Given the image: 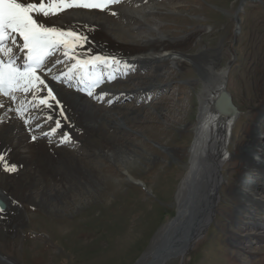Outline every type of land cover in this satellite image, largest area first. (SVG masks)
I'll list each match as a JSON object with an SVG mask.
<instances>
[{"label":"rangeland","instance_id":"rangeland-1","mask_svg":"<svg viewBox=\"0 0 264 264\" xmlns=\"http://www.w3.org/2000/svg\"><path fill=\"white\" fill-rule=\"evenodd\" d=\"M120 8L117 6L115 10L119 12L113 14L117 23L140 28L138 19L129 25ZM146 8L158 12L151 16L157 34L190 38L180 51L191 55L207 52L209 61L213 56L222 57L220 63L208 67L218 74V79L228 75L230 91L244 111L229 149L233 152L248 143L254 126L252 109L264 91V0H150ZM142 16L137 14L140 20L148 18ZM197 31L199 35L193 36ZM138 33L153 37L144 28ZM126 78L129 81L125 79L120 86L113 83L107 87L139 86L161 91L159 97L123 104L121 110L117 109L118 115H126L132 120L130 125L142 134L108 124V134L92 128L85 144H64L67 147L59 149L60 158L64 157L71 167L83 162L92 170L76 179L62 163L56 169L64 176L39 178L33 199L21 205L25 219L12 218L4 224L0 221V252L7 259L15 264H138L151 250L160 230L178 215V192L191 173L189 149L205 83L191 63L152 64ZM145 105H159L162 113L151 108L146 114L145 109L139 113L130 109ZM255 127L260 137L259 151L264 155V119ZM105 146H115L123 160L105 156ZM229 160L223 169L225 182L216 218L184 261L178 257L167 264H264V242L232 240L235 233L252 237L254 232L246 229L242 214L236 222L229 212L236 209L237 200L228 196L227 188L236 183L238 176L236 161ZM253 173L241 188L256 181ZM17 179L10 178L11 187H15ZM19 179L31 180L28 176ZM42 191L48 205L46 201H35Z\"/></svg>","mask_w":264,"mask_h":264},{"label":"bare ground","instance_id":"bare-ground-1","mask_svg":"<svg viewBox=\"0 0 264 264\" xmlns=\"http://www.w3.org/2000/svg\"><path fill=\"white\" fill-rule=\"evenodd\" d=\"M21 2H38V0H21ZM121 2L119 6L124 11V13H121L124 16V20L129 21V24L138 19L140 28L123 25L120 22L117 23L113 13L119 11H116L115 8L114 10H105L82 7L69 8L57 13L56 16L47 20L46 26H56L58 28L63 26L64 30L74 31L87 38V42L84 40L76 41L78 46L74 48V51L69 52V56L79 60H90L97 55L118 56L125 60L127 59V62L138 64L140 71H145L148 66L160 64L161 62L176 66L191 63L205 83L204 95L199 98L196 108L194 135L189 149L192 165L191 173L184 180L178 192V216L160 230L154 239L151 250L143 256L138 264H167L169 260L178 257L184 261L187 250L195 246L216 218L222 199L221 190L225 182L223 169L226 162H228V157L231 161H236L235 167L238 169V176L235 179L236 183L228 184L227 188L228 196L230 195L235 201L237 200L236 209H231L229 212L236 222L240 221V215L242 214L247 224L246 229L251 228L254 232L252 237H249V234L237 236V233H235L232 240L240 243L252 242L256 244L264 242V155L259 151L260 137L255 127L256 124L264 119V91L252 109L253 124L251 126H254L252 130L250 129L248 143L239 145L236 150L231 152L229 146L234 137V130L230 143L226 146L224 142V130L227 124L225 122L232 117L229 114L226 116V112L223 109L228 98L226 92L230 93L233 103L241 110L242 115L244 111L234 100V94L229 88L228 75L218 79V74L208 67L210 64L217 65L220 63L222 57L220 55L213 56V60L209 61L207 52L197 55L186 54L179 49L188 45L189 37L174 39L170 35L157 34L156 23L151 16L154 14L158 15V12L154 9L146 8L150 0H121ZM138 13L141 16L144 14L148 18L145 21L140 20L137 17ZM141 28L146 29L153 37L140 36L138 30H141ZM236 30L237 28H235V32ZM199 33L200 31H197L193 36H198ZM190 37L192 38V36ZM59 54L61 55L62 53L59 52ZM60 57L64 62L53 68L52 75L62 71L64 73L70 65L76 62L75 59L70 60L67 56L61 55ZM159 66L157 67L159 68ZM55 70L59 72H54ZM262 72L264 75V70ZM43 78L47 85L53 88V92L57 99L60 100L64 114L67 116V120H64L63 116L59 115L60 106H56L52 111L53 119L60 118L61 123L64 125L63 131L71 133V140L67 143H61L62 132L60 131L51 138L43 137L42 133L47 132L50 127H55L54 124L49 123L47 126L33 131L32 124L23 122L20 114L15 112V109L24 106L25 114L31 111V102L33 101L31 95L25 98L22 94H19L20 99L16 101L0 97V101L4 105L3 108H0V118H2V121H0V154L4 155L7 164L16 165V171L10 172L5 171L4 162H0V200L6 204L4 209H0V221L2 224L11 221L12 218L22 217L23 220L25 219L22 214L23 211L21 212L22 203L26 202L27 199H33L34 189H37V182L41 176L45 179L50 176L53 178L59 175L64 176V172L56 169L60 164L65 163V170L73 172L72 177L76 179L84 171L83 175L91 172L92 169L87 164H83V162H78L77 166L71 167L64 157L60 158L62 153L59 149L66 148L67 146L65 145L72 146L73 141L79 142L80 145L85 144L91 138V133L89 132H91L90 129L92 128L108 134V132L110 133L109 130H106L108 124H114L119 128L129 129L142 134L141 131L130 125L132 120L127 119L126 115H118L120 112L117 113V109L121 110L123 108L120 100L114 101L113 104H109L108 101H113L115 96L119 94L121 96H129L131 90H133L132 94H140L142 100L149 99L150 97L147 96L143 87L121 89L117 88L118 86L109 88L106 85L98 91V94L107 93V95L101 97L103 99L101 103V98L96 101L86 97V95L77 93L67 88L64 84L51 80L48 74H44ZM125 79L129 81V78ZM125 79L117 82V84L119 86L122 85L123 82H126L124 81ZM151 89L154 91L158 90L155 88ZM49 102L52 101L50 100ZM148 106L151 109H158L159 114L162 113L159 111V105ZM149 108L145 105L141 109L132 107L130 109L139 113ZM145 110V114L151 112L150 109L148 111ZM40 115L46 117L49 113L45 111L40 113ZM121 120H124V122ZM38 122L44 123L43 120ZM33 135L37 137L36 140L31 139ZM112 148L115 149V146ZM114 149L108 146L102 147L105 156L111 155L112 158L121 162L123 159ZM226 153L229 155L227 156ZM53 169L54 172L52 171ZM253 171L256 172L253 173ZM75 172H78V175ZM252 173L254 174L253 178L257 177L256 181H251L244 185L246 186L244 189L241 188L247 182V177L251 176ZM21 176H28L31 180L29 182L25 181L27 182L25 183L19 179ZM11 177L18 178L15 187L10 186L11 182L9 180ZM58 191L59 189H56V192ZM44 194L45 191H42L40 197H34L35 201L38 203L46 201L48 205ZM24 204L23 209L25 208ZM242 209H244L243 212L240 211ZM14 229L13 232H16ZM256 253L255 251L253 252V254ZM0 264L15 263L0 252Z\"/></svg>","mask_w":264,"mask_h":264},{"label":"snow or ice","instance_id":"snow-or-ice-1","mask_svg":"<svg viewBox=\"0 0 264 264\" xmlns=\"http://www.w3.org/2000/svg\"><path fill=\"white\" fill-rule=\"evenodd\" d=\"M119 2L120 0H38V2L0 0V96L12 101L20 99L17 93L22 94L25 98L28 95L33 97L32 110L27 114L23 107L15 109L25 124L33 125V131L51 123L55 127H50L47 132H43V137L51 138L60 131L62 132L61 143L71 140V133L63 131L64 125L60 118L53 119L52 111L56 106H60L59 115L63 116L64 120H67V116L64 114L60 100L55 96L53 88L48 86L43 78L44 74H48L51 80L65 83L66 87H71L66 73L52 75L53 68L64 62L57 55L58 52L70 60H76L71 65V70L79 71L87 81L89 90L86 94L89 97L93 96L91 89L97 87L100 82V78L91 72L93 66L91 60H79L69 56V52L74 51V48L78 46L76 41L87 42V38L74 31L64 30L63 26L60 28L46 26L47 20L67 8L105 9L108 5ZM15 35L22 37V44L14 48L9 46L8 42L15 44ZM92 59L103 63H108L109 60L113 64L118 62L114 57L98 55ZM103 95H107V93L98 94L96 98L99 100ZM50 100L52 102H49ZM3 107V102L0 101V108ZM45 111L49 115L42 117L40 113ZM40 120H43L44 123L38 122ZM31 139L36 140L37 137L33 135ZM0 162H4L5 171H16V165L7 164L2 154H0Z\"/></svg>","mask_w":264,"mask_h":264},{"label":"water","instance_id":"water-1","mask_svg":"<svg viewBox=\"0 0 264 264\" xmlns=\"http://www.w3.org/2000/svg\"><path fill=\"white\" fill-rule=\"evenodd\" d=\"M226 93L228 94V98H227V101H226L225 106L223 107V109L226 112V116L228 114L232 115V117L227 119L226 122H225L227 124H226L225 130H224V135H225V137H224L225 141L224 142H225V144L227 146V144L230 143V141L232 139L233 130H234L236 124H237L238 119L242 115V112L233 103L230 93L229 92H226ZM226 154H227V156L229 155L228 153H226ZM227 159L229 160V157ZM5 206H6L5 202L0 200V208L3 209V208H5ZM187 251H190V248Z\"/></svg>","mask_w":264,"mask_h":264}]
</instances>
